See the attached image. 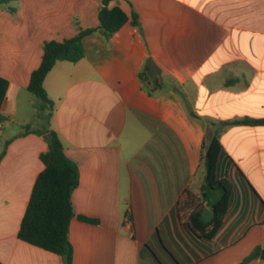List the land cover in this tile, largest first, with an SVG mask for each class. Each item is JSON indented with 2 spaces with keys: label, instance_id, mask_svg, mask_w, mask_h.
Here are the masks:
<instances>
[{
  "label": "crops",
  "instance_id": "1",
  "mask_svg": "<svg viewBox=\"0 0 264 264\" xmlns=\"http://www.w3.org/2000/svg\"><path fill=\"white\" fill-rule=\"evenodd\" d=\"M114 5L137 13L140 26L128 23L110 40L86 36L82 60L56 63L45 80L51 116L28 90L44 43L98 27L101 0L0 7V76L9 82L0 120V264H65L18 236L50 131L80 172L73 264H241L264 248V125L228 126L220 135L218 175L234 191L214 238L190 231L181 203L187 193L201 196L207 135L223 122L264 119V0ZM148 59L161 71L153 94L140 79ZM38 108L47 117L43 129L32 126Z\"/></svg>",
  "mask_w": 264,
  "mask_h": 264
},
{
  "label": "trees",
  "instance_id": "2",
  "mask_svg": "<svg viewBox=\"0 0 264 264\" xmlns=\"http://www.w3.org/2000/svg\"><path fill=\"white\" fill-rule=\"evenodd\" d=\"M12 1L17 0H0V7L8 5ZM116 1L118 0H101L100 25L98 27L87 29L79 27L78 33L72 38L44 43L42 63L32 73L28 90L41 100L43 107L49 109V116L54 110V102L48 97L45 80L59 60L74 63L82 60L85 57L84 38L86 36L99 34L106 40H110L128 23L140 26L139 15L133 13L130 17L119 5H114ZM12 10L15 11L16 8ZM140 79L150 94H153L156 87L162 83L161 71L152 59L147 60L140 73ZM150 85H153L154 88H149ZM8 89L9 82L0 76L1 121L5 120L1 111ZM176 91L178 90L176 89ZM178 93L183 97L181 92L178 91ZM183 99L186 102L184 97ZM188 111L194 119H199L189 106ZM235 125H264V119L248 118L223 122L219 124L213 134L207 135L201 155L206 167L201 196L198 198L187 193L186 199L181 203V209L185 212V224L192 233L201 238H214L222 228L228 211L234 184L226 177L220 178L218 175L219 158L223 149L220 135L226 127ZM49 134L51 136L46 138L49 150L41 155L45 169L34 185L31 201L18 236L25 242L62 256L65 264H73L74 249L70 240V225L76 212L72 196L80 185V172L77 164L66 156L64 145L58 135L53 131H50ZM5 153L6 148L0 154V162ZM206 206H209L215 213V217L210 222L203 219V211ZM79 218L92 224L100 223L99 220L86 216H79ZM256 259L264 260V248L257 247L241 264H249Z\"/></svg>",
  "mask_w": 264,
  "mask_h": 264
},
{
  "label": "rangeland",
  "instance_id": "3",
  "mask_svg": "<svg viewBox=\"0 0 264 264\" xmlns=\"http://www.w3.org/2000/svg\"><path fill=\"white\" fill-rule=\"evenodd\" d=\"M33 97L36 99V101L41 103V100L37 96H33ZM38 110H39L38 112L39 116L36 118H33L34 122L32 123V126L35 129H43L47 121V117L44 115V111L42 109L38 108ZM17 126H18L17 124L14 125V127H17Z\"/></svg>",
  "mask_w": 264,
  "mask_h": 264
},
{
  "label": "water",
  "instance_id": "4",
  "mask_svg": "<svg viewBox=\"0 0 264 264\" xmlns=\"http://www.w3.org/2000/svg\"><path fill=\"white\" fill-rule=\"evenodd\" d=\"M47 136H51V134H48ZM215 217V213L210 208H205L203 211V219L206 222H210Z\"/></svg>",
  "mask_w": 264,
  "mask_h": 264
},
{
  "label": "built area",
  "instance_id": "5",
  "mask_svg": "<svg viewBox=\"0 0 264 264\" xmlns=\"http://www.w3.org/2000/svg\"><path fill=\"white\" fill-rule=\"evenodd\" d=\"M2 126V123L0 122V127Z\"/></svg>",
  "mask_w": 264,
  "mask_h": 264
}]
</instances>
